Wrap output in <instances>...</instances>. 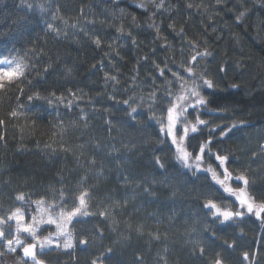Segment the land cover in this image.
Instances as JSON below:
<instances>
[{
	"label": "trees",
	"instance_id": "1",
	"mask_svg": "<svg viewBox=\"0 0 264 264\" xmlns=\"http://www.w3.org/2000/svg\"><path fill=\"white\" fill-rule=\"evenodd\" d=\"M59 2L61 14L69 21V27L64 29L67 38L55 37L45 33L41 27H35L28 39L35 41L39 47L53 55L54 60L56 54L59 55V60L54 65L58 70L48 76L44 87L57 90L58 94L63 92L65 96L67 90L71 89L81 97V101L78 106L68 111L63 106L59 108L60 118L65 125H73L61 138L54 135L56 112H45L41 109L43 118L37 119L38 127L33 128L31 120H10L8 113L15 107V101L0 98V118L6 121L7 133L5 141L0 142V197L7 199L17 192H31L34 193L33 200L41 196L48 198L53 196L54 190L74 186L80 176H86V186L95 189L91 204L103 208L112 201H120L123 204L124 198L127 197L128 204L113 211L115 223L113 220L96 217L92 220L83 218L80 223L72 225L77 237L89 241L86 249H80L84 264L97 258H102L104 264H139L138 257H142L143 264H161L160 257L164 256L167 257L168 264H203L190 255L192 246L189 242L195 239L203 242L206 252L207 246L211 245L213 249L228 257L226 264H243L240 259L243 252H249L251 257V253L255 251V259L259 264H264V226L251 221L241 225V238L238 229H222L213 224L199 204L194 203V189L203 182V177L195 183L187 184L183 182L186 179L184 177L172 180L168 186L174 189V198L168 192L167 186L161 188L157 184L153 188L159 199L146 196L135 188V185L143 183L144 179L165 181V176L151 166L152 149L144 143L149 137L153 142L158 139L156 130L152 126L130 127L123 118L124 113L116 111L109 101V95L114 94V89L116 92L121 88L130 89L126 95H131L134 76L135 85L143 92H147L151 87V80L145 83L149 73L156 77L157 84H163L158 74L153 71L151 63L141 62L138 72L135 68L142 56H148L163 67L164 57L173 55L180 47V41L166 27L168 23L174 21L177 30L184 27L189 38L206 39L210 50L214 49L219 53L217 59L226 58L231 65L226 79L230 83L239 84L240 87L218 92L211 98L212 107L228 105L225 115L202 118L211 119L216 124L245 121V125L235 129L221 146L228 149L234 158V162L229 165L230 170H248L256 180L257 191L252 194L259 201L257 192L264 188V156L259 155V146L264 139V31L259 30L257 18H264V11L257 6L254 9L255 14L246 22L237 23L234 22L233 12L229 9L241 2L251 8L253 0H221L220 4H217L216 0H166V6L168 3L178 6L179 12L172 11L171 18L168 14L158 13L156 16L157 23L163 21L161 35L167 38L168 43L174 45L172 50L165 51L162 48L165 41L154 39L153 31L147 27L149 21L146 13L137 7V0H123L120 4V8L125 9L123 20L119 19L118 12L117 19L112 20L109 13L115 11L114 6L105 0ZM144 2L147 3V0ZM19 3L20 0H0V32L13 31V22L26 15L20 10ZM184 3H192L200 8L187 9ZM81 7L84 9L83 15L79 12ZM128 13L134 14L140 25V31L133 32L138 47L130 40L119 37L114 29L99 23L101 20L123 23L127 28L131 25ZM86 20H95L97 23L95 26H89L85 23ZM75 23H79V27L89 35H99L104 45L113 44V49H118L119 56L106 46L97 48L78 29L73 31L71 25ZM57 26L63 27L59 21ZM3 40L4 37L0 36V41ZM7 46L6 42L0 43V51H4ZM152 49L156 50L154 56ZM106 53L108 55H105ZM176 59L180 61L181 58L177 55ZM169 63L171 64V61ZM65 65L72 69L70 75L63 72ZM93 65L96 67L93 68ZM176 70L175 67L172 68V71ZM105 73L118 75L119 84L114 86L111 82L106 83ZM126 95L120 93L116 98L120 100L126 98ZM81 109L87 117L86 122L80 119ZM28 115L35 118L34 113ZM109 119L112 120L111 131L106 124ZM139 119L146 123L144 118ZM61 139L64 146L71 151L45 150L46 144L59 149ZM80 145H83V148H80ZM165 152H168L167 147ZM253 153L257 155L254 157ZM160 155L163 160L164 153ZM93 158L95 165L87 162ZM124 176L130 178L127 184L123 180ZM233 185L240 186L236 183ZM108 196H111L112 200H107ZM226 203L231 204V201ZM96 206H91L89 210L95 212ZM173 213L175 216L170 222L168 217ZM194 219L215 230L220 239L209 240L207 233L190 234L192 227L199 231V224H194ZM139 224L144 227L138 234L135 228ZM153 234H159L161 239H154ZM223 240L229 243L235 241V251L221 248L220 243ZM109 249L111 251H108ZM164 249H167V252Z\"/></svg>",
	"mask_w": 264,
	"mask_h": 264
},
{
	"label": "snow or ice",
	"instance_id": "2",
	"mask_svg": "<svg viewBox=\"0 0 264 264\" xmlns=\"http://www.w3.org/2000/svg\"><path fill=\"white\" fill-rule=\"evenodd\" d=\"M111 3L115 11L109 13L112 20L125 19V9L120 8L123 0H105ZM217 4L221 0H216ZM150 5V6H149ZM259 6L264 11V0H253L252 7H247L244 3H238L233 9L234 22L244 23L254 15V9ZM137 7L143 9L146 18L149 21L147 27L153 31L154 39L165 41L162 48L165 51L172 50L174 45L167 42V38L161 35V24L156 22L157 14H168L171 18V12H179L178 6H173L166 0H137ZM184 7L192 9L200 6L192 3H184ZM19 8L26 15L13 22L14 29L9 33L0 32L4 37L0 43H7L4 51H0V98H9L15 101V107L8 113L10 120H31L33 128L38 127L36 120L42 119L41 109L45 112H56L57 122L53 125L54 135L63 137L72 124L65 125L60 118L59 108L64 107L66 111L78 106L81 97L71 89L67 90V96L63 92L58 94L57 90H51L44 87L48 76L56 72V61L59 55H53L46 52L44 48L39 47L35 41L28 39L35 27H41L42 30L55 37L67 38L65 28L69 27V21L64 19L61 14V5L59 0H20ZM240 9L236 11V9ZM80 15H83L84 9H79ZM131 18V25L126 28L123 23H109L101 20L99 23L114 29L119 37L128 39L134 46L138 47L137 39L133 36L134 31H140V25L137 17L127 14ZM57 21L63 27L57 26ZM89 26H95L97 21L86 20ZM257 24L260 31H264V18H257ZM172 31L175 37L180 41V47L176 49L173 55L164 57L163 67L155 60H150L148 56L140 57L135 71H139V64H152L153 71L158 74L159 79L163 81L162 85L156 83V77L151 73L145 81L151 80V87L147 92L140 90L135 85L134 76L132 94L126 95L130 89L121 88L119 92L114 89V94L109 95V101L116 111L124 113V120L130 127H148L152 126L156 130V139L146 138L145 144L151 146V166L156 172L165 176V181L157 182L155 180L144 179L141 184H136L135 188L142 191L146 196L159 199L153 188L159 184L161 188L167 186L168 192L175 197V191L170 185L172 180H180L182 177L184 183H195L204 178L199 187L194 189L196 199L200 209L207 215V219L220 228L238 229V235L242 238L243 231L241 225L249 221L264 226V188H261L257 195L260 197L257 201L256 196L252 194L256 189V180L248 173V170L237 172L230 170L229 165L234 162V158L228 149L222 147L232 135L235 129L245 125V121H233L231 123L216 124L211 119H204V116H223L228 111V105H217L212 107V97L218 92H226L231 89H239L237 83H230L226 78L228 69L231 67L228 60H218L214 49L210 50L207 46L208 41L201 37L192 39L187 37L184 27L176 29L175 23L170 22L166 25ZM73 31L77 29L83 32L85 36L97 47L106 46L119 56L118 49H113V44L104 45L101 37L96 34L89 35L79 23L71 25ZM215 31V28H213ZM20 45V47H17ZM155 55L156 50H151ZM105 55H108L106 53ZM181 59L177 61L176 56ZM171 61V64L169 63ZM101 65L103 61L100 62ZM215 65V67H211ZM96 65H93L95 68ZM175 67L177 70L172 71ZM66 75L72 73V69L66 65L63 68ZM105 82H111L112 85H118V75L105 73ZM124 93L126 98L117 100V94ZM70 97V98H69ZM75 102V103H74ZM81 120L87 121L84 110H80ZM34 113L35 118L28 114ZM144 118V120L139 119ZM109 131L112 129V120L106 121ZM6 121L0 118V142L5 141ZM83 148V145L79 146ZM97 147L99 145L97 144ZM167 147L168 152H165ZM215 149V150H214ZM45 150L49 152H68L61 139L59 149L52 147L51 144L45 145ZM115 151V149H113ZM132 149H129L131 151ZM160 153H164V159H161ZM170 153V154H169ZM257 153H253L255 157ZM259 155L264 156V145L260 146ZM95 165V159L87 161ZM171 173V175H170ZM129 176H124L125 184L129 182ZM143 179V178H142ZM63 183V181H61ZM86 176H80L77 183L72 187H61L54 190L55 200H49L45 196L39 199H32L34 193L17 192L13 197V203L5 207L0 203V256L15 254L19 256V264H46L41 257L52 251H75L78 243L82 248L88 247L89 241L85 238L74 240L73 231L69 226L74 223H80L83 218L92 220L96 217L104 220H113V211L116 208H123L128 204V198L125 197L123 204L120 201H112L111 204L101 208L90 202L93 201L95 189L87 187ZM241 185L234 188L232 184ZM251 190V191H250ZM135 190L133 191V198ZM112 200L111 196L106 198ZM231 201V204L226 201ZM71 203V207H67ZM20 205V206H16ZM91 206H96L97 210L91 212ZM175 216L168 217L171 222ZM194 224H199V231L196 227L190 229V234L199 235L207 233L209 240H219L215 230H212L207 224H200L198 219H194ZM144 225L139 224L135 231L139 234ZM49 228L54 231L41 236V233ZM153 238L160 240L159 234H153ZM264 239V237H262ZM190 255L193 259H199L203 264H226L228 257L223 256L208 245V251L203 242L199 239L191 240ZM221 248L234 252L236 248L235 241L229 243L223 240L220 243ZM108 251H111L109 249ZM167 252V249H164ZM261 251V250H257ZM257 252H243L241 261L243 264H259L255 259ZM161 264H168L167 257H160ZM139 264H143L142 257H138ZM90 264H102V258L93 259Z\"/></svg>",
	"mask_w": 264,
	"mask_h": 264
},
{
	"label": "rangeland",
	"instance_id": "3",
	"mask_svg": "<svg viewBox=\"0 0 264 264\" xmlns=\"http://www.w3.org/2000/svg\"><path fill=\"white\" fill-rule=\"evenodd\" d=\"M261 145H264V139L261 142L260 146ZM260 146H259V148H260ZM240 186H234L232 184V187H234V188H237ZM13 196H11V197L8 196L7 199H5L4 196H1L0 197V203H3L5 207L9 206L10 204L13 203V201H12ZM47 199L55 200L56 197L53 195V196H49ZM16 206H20V205H16ZM71 206H72L71 203H69V205L67 207H71ZM54 230H55L54 228H49L47 231L42 232L41 236L43 237L44 235H47L48 232L54 231ZM69 230L73 231L72 225L69 226ZM77 238H79V237H77L76 233H74V240ZM0 247H2V246H0ZM81 248L82 247L80 245L76 244L75 251H69V252L52 251V252L46 253L41 258L45 260L46 264H84L82 262L81 255H80V253H81L80 249ZM78 251H80V252H78ZM78 254L80 255V257L77 256ZM90 262L87 264H90ZM0 264H19V256L15 255V254H7L6 253L5 255L0 256ZM102 264H104V263L102 262Z\"/></svg>",
	"mask_w": 264,
	"mask_h": 264
},
{
	"label": "bare ground",
	"instance_id": "4",
	"mask_svg": "<svg viewBox=\"0 0 264 264\" xmlns=\"http://www.w3.org/2000/svg\"><path fill=\"white\" fill-rule=\"evenodd\" d=\"M263 229L261 228V231H262ZM256 252V251H255Z\"/></svg>",
	"mask_w": 264,
	"mask_h": 264
}]
</instances>
